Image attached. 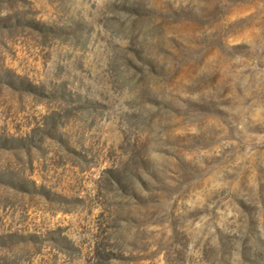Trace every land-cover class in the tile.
Masks as SVG:
<instances>
[{
  "label": "rangeland",
  "instance_id": "rangeland-1",
  "mask_svg": "<svg viewBox=\"0 0 264 264\" xmlns=\"http://www.w3.org/2000/svg\"><path fill=\"white\" fill-rule=\"evenodd\" d=\"M0 264H264V0H0Z\"/></svg>",
  "mask_w": 264,
  "mask_h": 264
},
{
  "label": "trees",
  "instance_id": "trees-1",
  "mask_svg": "<svg viewBox=\"0 0 264 264\" xmlns=\"http://www.w3.org/2000/svg\"><path fill=\"white\" fill-rule=\"evenodd\" d=\"M144 170L146 171L148 176H150V179H152V181H157V177L154 174H151V172H148L147 169H144ZM116 172L118 173L119 171H116ZM127 176H128L127 178L134 179V182H136V184L132 185L131 181H133V180H130V179H129L130 182L128 180L127 184H125L124 182H122L121 174H117L116 176H114L112 181L115 182L117 184V186H119L118 190L120 191L119 193H121L122 196H124L126 198L128 197L130 199L131 198L135 199L136 201H138L137 204L141 205V202L143 203V200H145V196L142 195L140 189L142 191H144V193H145V191L147 193H150L151 190H148L147 187L145 188L146 182L145 181L143 182V180H141V178H138V176H136L134 173L130 172V174L128 173ZM136 185L140 189H138L136 187ZM16 188H18V186Z\"/></svg>",
  "mask_w": 264,
  "mask_h": 264
}]
</instances>
